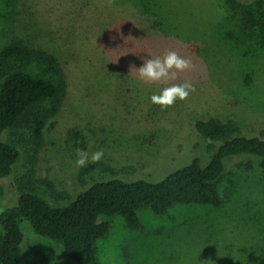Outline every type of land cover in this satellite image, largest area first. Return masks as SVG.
I'll return each instance as SVG.
<instances>
[{"label": "rangeland", "instance_id": "obj_1", "mask_svg": "<svg viewBox=\"0 0 264 264\" xmlns=\"http://www.w3.org/2000/svg\"><path fill=\"white\" fill-rule=\"evenodd\" d=\"M264 0H0V50L14 41L55 55L68 91L59 114L43 129L33 157L21 127L3 140L20 152L0 205L32 192L64 207L101 182H159L200 158L210 142L199 120L235 122L242 135L264 129V48L239 35L234 4ZM246 41L244 45L239 43ZM176 51L193 68L174 81L144 84L143 58ZM190 82L185 101L162 110L150 101L172 83ZM22 136V137H21ZM103 151L102 166L82 175L77 150ZM235 160L221 183L223 207L176 206L169 216L139 212L141 229L121 216L97 243L99 264H264V181ZM93 164L89 162L88 165ZM50 182L65 201L52 197ZM229 192V193H228ZM23 228V227H22ZM21 264H78L63 248L23 228Z\"/></svg>", "mask_w": 264, "mask_h": 264}, {"label": "trees", "instance_id": "obj_2", "mask_svg": "<svg viewBox=\"0 0 264 264\" xmlns=\"http://www.w3.org/2000/svg\"><path fill=\"white\" fill-rule=\"evenodd\" d=\"M233 15L241 26L239 35L264 48V4L235 3ZM67 91V77L55 55L19 41L0 50V180L10 177L20 157L19 150L3 140L6 133L24 127L36 157L43 129L59 114ZM195 129L210 142L211 157L205 166L194 158L159 182L96 183L64 207L52 206L32 192L22 193L12 204L0 205V264H21L26 239L23 228L27 226L38 237L62 247L74 262L99 264L97 243L107 238L112 227L103 218L121 216L130 229L137 230L141 229L142 210L167 217L176 206L221 208L230 195L220 186L235 160H247L238 165L245 171H252L256 160L264 181V129L259 136L247 137L235 122L218 119L199 120ZM99 166L84 167L82 175ZM45 183L55 200L67 199L50 182Z\"/></svg>", "mask_w": 264, "mask_h": 264}, {"label": "clouds", "instance_id": "obj_3", "mask_svg": "<svg viewBox=\"0 0 264 264\" xmlns=\"http://www.w3.org/2000/svg\"><path fill=\"white\" fill-rule=\"evenodd\" d=\"M151 58L144 57L143 63L139 68L132 67L138 72L140 80L144 84L153 82H168L178 79V74L185 73L193 68L192 61L185 59L176 51H167L163 57L153 56L148 53ZM195 90L190 82L172 83L163 87L158 94H153L150 101L154 105L160 106L162 110H166L175 106L178 101H185L189 95ZM103 151L93 152L90 156L88 152L78 149L76 166L83 168L88 166L89 162L95 164L102 160Z\"/></svg>", "mask_w": 264, "mask_h": 264}]
</instances>
